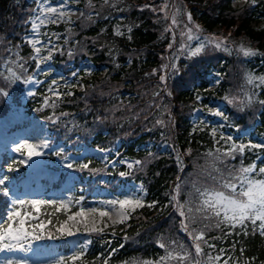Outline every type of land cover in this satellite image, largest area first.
Instances as JSON below:
<instances>
[{
	"label": "trees",
	"instance_id": "1",
	"mask_svg": "<svg viewBox=\"0 0 264 264\" xmlns=\"http://www.w3.org/2000/svg\"><path fill=\"white\" fill-rule=\"evenodd\" d=\"M79 3L81 13L72 25L54 26L65 38L58 45L62 51L53 55L54 70L70 76L85 60L96 70L88 79H82L81 90L73 88L70 90L73 94L68 95L69 91L63 89L57 98L48 91L46 76L31 58L33 51L24 40L30 31L29 18L37 10L36 1L0 0V87L10 93L7 97L0 94V119L9 111L33 112L46 123L53 142L67 145L65 154L77 146L93 145L114 147L121 157L144 161L128 174L129 179L143 183L144 206L113 228L110 242V236L104 237L101 232L89 233L91 243L80 260V264H104L103 258L116 249L108 257L109 264H143L165 254L156 243L160 238L165 242L175 240L186 248L191 244L188 232L181 226L182 218L170 203L171 189L180 176L179 199L184 201L194 183L208 182L211 157L207 153L217 146L210 127L192 129L193 111L217 99L227 113L225 124L236 134L234 140L244 142L240 132L248 128L264 138V103H261L264 83L248 84L245 79L246 72L264 75V29L251 25L264 17V0L255 3L246 0L239 7H233L230 0H79ZM189 12L191 23L187 20ZM174 14L178 23L169 27ZM120 16L124 19H119ZM196 24L199 30L195 29ZM185 25L193 28L190 40ZM205 37H223V46L218 48ZM182 43L192 48L203 44L204 48L190 56L180 48ZM241 43L257 51L245 57L237 47ZM17 54L21 59L12 64ZM6 62L8 67L22 73L23 78L14 84L4 79ZM173 62L177 69L168 67L167 79L161 82L159 76L165 74V69L160 66ZM212 68L222 74L214 89L209 88L208 79ZM153 69L157 71L153 73ZM30 75L35 80L24 83ZM245 93L253 96L251 102ZM197 95L200 100H196ZM45 96L50 101L47 106H43ZM226 96L240 99L230 103ZM150 141L154 142L150 150H137ZM164 142L170 145L171 155L161 151ZM225 146L230 144L221 140L219 147ZM263 155L264 149L246 148L242 156L236 153L234 160L220 166H239L241 162L248 164L254 160L264 165ZM89 161V169H81L77 163V167L65 170L55 163L42 160L39 163L58 169L59 182L69 172L85 179V190L90 194L103 176L111 181L113 177L107 164L92 158ZM92 168L102 171L92 172ZM151 201L157 203L149 207ZM6 202L7 197L0 194L1 223L6 220ZM192 206L195 209V203ZM57 207L42 205L39 219L51 218L55 226L64 217ZM193 215L199 216L195 211ZM194 228L203 229L208 243L216 246L210 249L204 245L201 259H206L209 252L214 256L219 249L228 250L235 242L234 255L239 256L241 264L246 257H255L252 264L264 262V236L258 231L253 235L250 229L248 236H233L227 234V227H215L212 220L198 219L192 224L190 216L188 231ZM241 247L245 248L243 255L239 252ZM191 251L194 256V249Z\"/></svg>",
	"mask_w": 264,
	"mask_h": 264
},
{
	"label": "snow or ice",
	"instance_id": "2",
	"mask_svg": "<svg viewBox=\"0 0 264 264\" xmlns=\"http://www.w3.org/2000/svg\"><path fill=\"white\" fill-rule=\"evenodd\" d=\"M255 3V0H252ZM37 11L40 15L37 17H30L29 23L33 29V35L27 36V42L32 45L33 52L31 58L40 65L45 60L52 58V53L56 51H62L61 48L53 47L52 41L48 40L43 42L40 38L41 34L39 28L41 25H46L49 22L58 23L61 19H64L67 13L62 6L49 7L45 5H38ZM70 19V17H69ZM187 20L192 22L191 13H187ZM178 23L175 14L172 17L171 25ZM195 29L199 30L200 26L195 25ZM130 30V29H129ZM118 31V29H117ZM185 31L188 34V39H192L193 28L185 25ZM184 33H182V36ZM214 36V34H213ZM209 37H205V40H209ZM225 38H213L210 42L215 44L216 47H222V42ZM172 47V44H169ZM239 51L245 56L255 54L257 50L245 46L243 43L237 46ZM182 50L187 51L188 55H196L203 51L204 45L198 44L195 48L190 45L182 43L180 45ZM20 56L17 54V59L11 61L12 64H17L20 61ZM6 66L4 68V79L9 84H14L22 79V73L18 72L12 67ZM22 67V65H20ZM161 68L165 69V74L159 76L161 82L167 79V69L171 67L175 71L178 67L176 63L170 65H161ZM153 73L157 69L152 70ZM76 74L73 73V76ZM246 83L255 84L257 81L264 83V75L256 76L254 73H245ZM35 80L34 76H28L24 79V83ZM36 83H39L36 80ZM57 81L53 80L49 86L48 91L53 96L59 98L62 93L58 90L54 91L52 86L57 85ZM219 83V81H217ZM0 94L9 96V91L0 87ZM72 95L70 91L67 93ZM245 98L251 102L253 96L249 93H245ZM201 96L197 95L196 100H200ZM231 103L233 99H240L239 97L232 98L226 96ZM50 103L49 97L43 98V106H47ZM55 104L56 101H51ZM264 103V101H261ZM210 113H215L223 116V113L219 108H208ZM226 119V117H225ZM161 123V121H157ZM238 127V126H237ZM213 136L214 143L217 145L215 149H210L207 153L211 157L209 163L211 165V171L208 172V182L201 184H193L192 191L187 194V199L181 201L179 199L181 194V178L177 177L176 182L171 189L170 203L174 209L179 213L181 219V226L188 232L191 244L189 248L183 245H177L175 240L167 241L160 238L156 243L165 250V254L160 256L157 260H145L143 264H165L166 261H177V264H241L239 256L234 255L235 242L230 246V249H219L216 255H212L210 252L207 254L206 259H201L204 256L203 246L207 245L210 249L215 248V244H209L206 238V232L203 229L194 228L192 231H188V221L191 216L192 224H196L198 219L212 220L217 228L222 226L227 227L229 235H243L248 236L249 230L254 235L258 231L259 235L264 236V165H258L254 160L251 163H240L239 166L234 164L221 167V164H226L227 160L235 159L236 153L244 154L246 148H260L264 149V144L253 143L251 139L246 142H237L230 135H226L220 131V140L224 141L225 146L219 147V141L216 140V134L219 131L216 127L210 129ZM50 148L49 139H19L13 140L11 143V149L15 153H19L20 156L13 160L12 163L7 164L9 172L15 170L20 164H29L33 157H41L45 154V149ZM64 152L63 148H57L55 155L62 157ZM151 154V153H150ZM63 158V157H62ZM179 162V157H178ZM38 163V161H36ZM90 161L81 163L78 165L81 169H89ZM128 164L129 169L133 166H138L144 163L141 160L124 161ZM183 165H181L182 167ZM67 167H77L72 162L67 164ZM92 172L102 171V169L92 168ZM128 172H120L119 175H128ZM15 178L8 174H0V194L5 197H11V207L7 212V219L0 223V251L11 252L13 250L19 252H33V259H25L15 256H5L0 259V264H68V261H72L73 264L81 258L84 253L82 251L73 252L67 258L65 256L48 255L49 249L45 245L36 244L34 241H40L44 238L56 239L57 237H64L73 233V224H82L83 231L87 233L102 232L105 224L104 218L107 217L112 220L113 224L124 222L129 218L130 211H135L138 207H143L145 204L144 199L139 193L126 194L122 197H113L110 200L103 201L101 207H84L80 206L78 210L72 211L71 200H55L47 199H18L14 192ZM142 187V186H141ZM84 199L80 197L76 200L77 205ZM174 202V203H173ZM156 201H151L148 206L155 205ZM193 203H195V209H193ZM41 205H53L57 206V211L68 213L67 218L63 221H59L55 226L52 225L51 218L39 219L38 214L40 212ZM118 206V207H117ZM115 210V217L113 218V212L109 208ZM32 210H35V214ZM198 213L199 216L193 215ZM101 225V226H97ZM239 229V231H237ZM79 231V229H76ZM127 239V236H125ZM30 246V247H29ZM191 249H194L195 255L193 256ZM116 249H112L108 253V257H111ZM240 255H243L245 248L241 247ZM108 257H104V264H109ZM255 257H246L243 264H252ZM264 264V262H262Z\"/></svg>",
	"mask_w": 264,
	"mask_h": 264
},
{
	"label": "rangeland",
	"instance_id": "3",
	"mask_svg": "<svg viewBox=\"0 0 264 264\" xmlns=\"http://www.w3.org/2000/svg\"><path fill=\"white\" fill-rule=\"evenodd\" d=\"M233 7H239L245 3L246 0H230ZM38 5H47L49 7L62 6L64 11L67 13L64 19H61L58 23L49 22L46 25H41L39 32L41 34L40 38L43 42L48 40L52 41L53 47H58L59 41H64V33L62 31H56L54 26L59 24L67 27L73 24V21L80 15L81 6L79 0H36ZM40 12L37 10L34 12L32 17H37ZM70 17V19H69ZM256 29H264V17L253 22L251 24ZM217 31V27L214 28ZM33 35V29L30 24V31L25 35L24 40L27 41V36ZM29 44V43H28ZM32 51V45L29 44ZM50 60L43 61L40 65V72L46 76V87L51 85L53 80H56L57 85H53L54 91L58 90L62 93V90L70 91L75 88L81 90L82 79H88L90 75L96 70L95 66L85 60L80 67L70 76H66L60 71L54 70L53 65V55ZM100 71L103 73L105 68H101ZM210 86L213 88L216 86L217 81L220 80L219 72L213 70L209 74ZM52 94V93H51ZM219 108L223 113V116L210 113L208 108ZM226 115V111L222 103L218 100H211L206 106L198 107L191 115L190 122L193 128H203V127H216L219 131L216 134V139L220 140V131L224 132L226 135L234 137V134L228 129L223 118ZM241 135L246 138L244 142L251 139L253 143L264 144V138L259 137L252 133L249 128L242 131ZM49 139L50 148L45 149V154L41 157H33L29 164H20L19 167L15 168L14 171L9 172L7 164L12 163L16 160L20 154L15 153L11 149V143L13 140L19 139ZM154 145L153 142L147 144H142L138 147V150H150ZM162 151L166 153L171 152V148L167 143L161 145ZM57 148H63L64 152L67 150V146L61 142L54 143L51 140L49 130L44 121L40 117L35 116L33 113H27L24 111H10L3 118L0 119V174H8L15 178L14 181V192L18 199H47L55 200L59 202L60 200H71L72 201V211L78 210L80 206L84 207H101L103 206V201L110 200L113 197H122L126 194H137L144 199L146 195L145 188L141 181L129 180L128 175L121 176L120 172H130L128 164L124 161L137 160L135 158L121 157L119 152L114 148H101L97 146H77L72 152L65 154L63 152L62 157L55 155ZM106 152V153H105ZM6 158V159H5ZM95 159L102 164H107L112 171L113 181L108 179L107 176H103L99 183L93 187V191L90 194L86 193L85 190V179L79 178L73 173H68L64 176L62 183H58L56 180L57 172L47 168L45 166L36 163V161L42 160L45 162L55 163L56 166L60 168H66L69 162L74 164H81L87 162L89 159ZM264 164V156H263ZM119 170V171H117ZM116 173V174H114ZM114 174V175H113ZM142 186V187H141ZM80 197L84 199L79 205L75 203ZM42 206V205H41ZM40 206V208H41ZM58 206V205H57ZM11 207V197H7V202L5 206L4 217L7 219V212ZM118 207V206H117ZM139 208V207H138ZM137 208V209H138ZM136 209V210H137ZM110 211L113 212V218L115 217V210L111 207ZM35 214V210H32ZM134 211H130L129 216ZM68 213L64 212V217L59 220L63 221L67 218ZM39 217V216H38ZM105 224L104 230L101 232L102 235L110 236L108 241L112 240L114 237L113 228L120 223H112L107 217L104 218ZM128 220V219H127ZM126 220V221H127ZM58 221V222H59ZM125 222V221H124ZM1 223V222H0ZM98 227L101 225H97ZM82 224H73V233L64 237H57L56 239L44 238L40 241H34L33 244L45 245L50 251L48 255L55 256H65L66 258L70 256L73 252L82 251L85 253L90 245L91 237L90 234L83 231ZM79 229L77 231L76 229ZM107 238V237H106ZM105 238V239H106ZM30 247V246H29ZM5 256H15L25 259H33V252H2L0 253V259ZM81 258H79L75 264H80ZM68 264H73L72 261H68Z\"/></svg>",
	"mask_w": 264,
	"mask_h": 264
},
{
	"label": "bare ground",
	"instance_id": "4",
	"mask_svg": "<svg viewBox=\"0 0 264 264\" xmlns=\"http://www.w3.org/2000/svg\"><path fill=\"white\" fill-rule=\"evenodd\" d=\"M106 153V152H105Z\"/></svg>",
	"mask_w": 264,
	"mask_h": 264
}]
</instances>
